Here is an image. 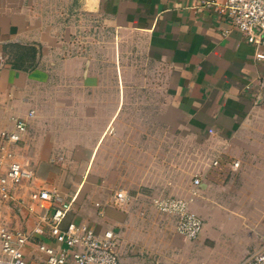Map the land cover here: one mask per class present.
<instances>
[{
	"label": "crops",
	"instance_id": "1",
	"mask_svg": "<svg viewBox=\"0 0 264 264\" xmlns=\"http://www.w3.org/2000/svg\"><path fill=\"white\" fill-rule=\"evenodd\" d=\"M215 1L0 0V131L26 123L10 150L34 175L14 192L17 202L58 190L73 201L62 228L119 233L121 264H196L197 241L179 235L152 198H183L201 216V203L237 202L250 227L264 221V63L207 7ZM194 138L201 144H177ZM193 157L195 174H181ZM120 189L136 204L114 207ZM17 202H3L5 223L30 234L41 210L31 215ZM236 218L217 217L222 237L237 239ZM41 243L59 248L46 232L26 247L29 259L43 262Z\"/></svg>",
	"mask_w": 264,
	"mask_h": 264
},
{
	"label": "built area",
	"instance_id": "2",
	"mask_svg": "<svg viewBox=\"0 0 264 264\" xmlns=\"http://www.w3.org/2000/svg\"><path fill=\"white\" fill-rule=\"evenodd\" d=\"M220 16L240 31L246 41L255 48L256 59L264 63V0H220L207 3ZM26 123L18 121L13 131H0V264H121L119 255V233L108 230L97 233L84 223L71 222L62 228L68 214L73 210V201H67L58 192L48 189L34 190L30 194V204L17 202L14 192L19 190L25 180H34V175L24 169L13 157L11 145L21 141L26 131ZM219 161H214L217 167ZM239 162L233 164L237 169ZM194 185H201V178H194ZM139 198L132 197L126 190L115 191L111 204L119 209H126L136 204ZM4 201L20 204L31 215L36 207L41 212L37 216V225L32 233L11 229L4 219ZM159 214L177 219L176 232L188 240L199 237L203 222L200 216L190 210L189 201L183 198H152L149 203ZM98 207L99 204L97 203ZM46 232L56 240L59 248L39 244L38 249L44 255L43 262L33 261L26 254V247L36 237ZM241 264H264V240L260 249L252 253Z\"/></svg>",
	"mask_w": 264,
	"mask_h": 264
},
{
	"label": "rangeland",
	"instance_id": "3",
	"mask_svg": "<svg viewBox=\"0 0 264 264\" xmlns=\"http://www.w3.org/2000/svg\"><path fill=\"white\" fill-rule=\"evenodd\" d=\"M113 36L114 39L116 40L115 37L116 35L113 34ZM113 42L115 43L116 41ZM128 43H129V62L136 63V60L139 58L138 56L139 52L138 50H135L133 47H131L129 41ZM115 46L116 45L114 44L113 47ZM136 78H137V74L135 72L130 74V80H135ZM142 108L145 109V107L143 106ZM135 124L142 125V127L145 128L147 127V125L148 127L150 126L151 128L152 125V123H143V122H139V123L136 122ZM200 141L201 139H195V138L179 139L177 144L181 147L182 146L189 147L190 145L193 146L195 144L200 145L201 144ZM198 159L199 157H197V159L193 157V161H194L193 169L185 170L184 167H182L179 172L183 175L185 174V172L187 174H192V173L195 174L194 167L199 166ZM178 175L177 177H180ZM54 191H58V190H54ZM234 204L238 205L239 203L237 202L230 203L229 201L226 200L216 201V202H210L209 205L207 204L209 207H207L204 203H201V207H200L201 212L199 213L202 214V216L201 215L199 216H201V218L203 219L204 225L202 226V231L199 237L194 240H189V241H197L194 242L195 245L193 246V253L195 256L194 262H196V264H241L248 256V254L254 253L260 249L261 247L260 245L264 239V233L261 232V230L264 227V221H261L260 219V222L257 221L255 227H250L248 222H250L253 219L250 217L249 212L245 211L244 209H240V212L242 213H240L239 211L236 212V210H233ZM261 211L263 212L262 215H264V209L260 208V212ZM233 214L237 215L236 219H239V221H241L244 224L243 230L241 231V233L237 235L239 238H241V242L238 241V237L237 239H234L235 236L231 234L230 235L226 234V237H222L225 234L223 233L222 227H220V225L218 224L217 217L224 218L225 216H231Z\"/></svg>",
	"mask_w": 264,
	"mask_h": 264
}]
</instances>
